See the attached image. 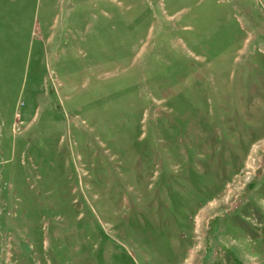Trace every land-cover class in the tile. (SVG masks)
<instances>
[{
  "label": "rangeland",
  "instance_id": "rangeland-1",
  "mask_svg": "<svg viewBox=\"0 0 264 264\" xmlns=\"http://www.w3.org/2000/svg\"><path fill=\"white\" fill-rule=\"evenodd\" d=\"M0 264H264V0H0Z\"/></svg>",
  "mask_w": 264,
  "mask_h": 264
}]
</instances>
